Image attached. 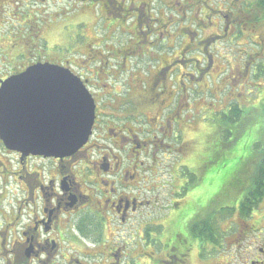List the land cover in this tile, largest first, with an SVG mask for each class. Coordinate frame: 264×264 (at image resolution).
Instances as JSON below:
<instances>
[{"label": "flooded vegetation", "instance_id": "1", "mask_svg": "<svg viewBox=\"0 0 264 264\" xmlns=\"http://www.w3.org/2000/svg\"><path fill=\"white\" fill-rule=\"evenodd\" d=\"M73 1L119 11V22L139 4L141 9L132 16L137 36L128 38L123 50L100 51V42L90 44L84 35H76L82 39L74 40V48L65 49L67 60L56 63L50 60L54 55L44 50L47 31L40 25L50 17L57 21L60 14L66 15L65 9L49 12L43 3L31 12L36 13V33L21 34L17 29L2 34L5 5L2 7L0 0V87L2 81L37 62L70 70L74 65L71 59L77 54L82 67H87L85 74L70 71L82 81L94 102L90 135L71 155L24 153L7 148L0 138V264H190L193 252L200 259L204 242L199 240L196 227L205 216L208 219L213 215L214 197L210 198L206 184L205 191L193 186L196 182L190 187L186 182L180 184L175 177L182 164L179 161L171 164L170 182L164 185L158 156L182 157L197 141L182 138L189 130L194 131L196 118L192 116L196 109L190 99L200 90L199 81H207L210 76L212 56L198 51L199 44L209 41L212 34L202 39L166 31L162 34L158 29L163 28V18L151 16L158 0ZM199 1V13L203 8L207 11L197 14L199 18L193 23L198 27L203 28L202 22L213 18H221L224 32L229 24L239 25L236 14L240 6L228 2L229 6L220 5L222 9ZM194 5L190 0L184 8L193 9ZM23 15L16 18L20 26L26 25ZM96 22L105 28L100 18ZM210 23L219 27L218 19ZM34 39L37 44L30 50L25 45ZM40 44L43 48L36 50ZM110 58L116 62L109 65ZM199 59L208 61L207 66H200ZM15 60L26 61L2 68L5 61ZM119 84L124 94L120 95ZM208 89L206 86L201 92ZM192 176L198 179L194 174L190 179ZM161 196L169 203L166 210L160 205L158 209L166 212L148 219ZM137 244L151 250L134 255ZM205 244L213 248L210 238ZM252 264L264 262L256 259Z\"/></svg>", "mask_w": 264, "mask_h": 264}, {"label": "rangeland", "instance_id": "2", "mask_svg": "<svg viewBox=\"0 0 264 264\" xmlns=\"http://www.w3.org/2000/svg\"><path fill=\"white\" fill-rule=\"evenodd\" d=\"M189 1L190 0H158L155 2L153 4L154 6L151 8V16L161 17L164 20L163 28L158 30L162 31V34L164 35H166V31L169 34L197 36L200 39L212 34V39L199 44L198 52L201 54L208 53L212 56V61L209 62L208 65L210 76L207 77V81L205 79L199 81L200 91L206 86H209V89L208 91H205V94H199L200 96H203V99L199 103L203 107L208 105V109H211V111H217L223 108L224 104L227 107V102L231 101L244 106V110H249L251 108L249 106L255 103V99L252 97L255 92L253 88L261 83V79L255 80L254 76L251 75V73L245 72V70L249 69L253 62H257L259 60L264 62V34L260 31V29L258 30L256 28L251 30V28L248 27L246 30L243 29L244 32L241 36H238L241 27L246 28L245 25L243 26L242 24L238 25L241 26L239 28L237 25L229 26V24L227 31L224 32V25L223 21L221 22V18H217L219 20L218 28H215L210 23L211 21L216 22L217 19L214 20L215 18L210 21L205 19L201 24L204 27L200 28L193 23L195 19L199 18V15H197L199 14V7L196 6L193 9L184 8V5L188 4ZM207 1L210 5L219 6V8L222 9L224 8L220 5L229 6L230 4H236L237 6H240L239 3L241 2L244 4L243 0H226V2H222L221 0ZM136 2L140 3V0H136ZM43 3L44 9L47 8L46 11L59 12V10L65 9L66 12V15L60 14L57 21H55L53 17H50L49 19L46 18L42 24L39 23L41 24L40 29L47 31L46 35L48 37L46 36V44L50 46V48H48L47 45H44V50L46 51L48 49L54 55V58L50 57V60L56 63L67 60L68 55L67 50L65 49L74 48V40L82 39L80 36L76 35H84L87 38L86 41L90 44L97 45L100 42V46L98 48L100 51H109L111 48H121L123 50L126 47V43L129 42L128 38L137 36L134 34L136 33L137 27L135 18L132 16L135 15L136 9H141L139 4L133 5L134 8L131 7L129 14L122 17L123 22H119L121 20L117 19L119 11L110 9V7L99 8L96 4H84L81 6L73 0H43L42 2L41 0H2V7L5 5L4 9L2 8V18L5 21L3 24L4 26H2V34L5 32H16L17 29L22 31L21 34L31 35V32L34 33L37 29H39V27L35 24V22H37L35 21L36 13L34 15V13L31 12L33 10L35 12V9L38 10ZM8 4L9 7L7 6ZM124 7H127V3ZM157 10H159V15L156 14ZM26 11L28 12V15H25ZM181 14H184V17L182 19H177V16ZM22 15L25 16V19H27L26 25L24 26H20L16 20V18H20ZM122 15H124L123 12ZM56 17H58V15H56ZM186 17H188L189 20H187ZM99 18L101 19V22L104 21L105 28L103 29L101 27L102 23L99 24L100 22H96ZM173 20L177 22L175 26L176 28L170 25ZM157 27L159 28V24ZM193 33L198 35H193ZM9 42L10 40L7 39L6 43ZM25 42L26 41H21V44ZM31 42L32 41H29V43L26 42L27 44L25 45L30 50H32L34 45L37 44V40L34 39V41L32 43ZM2 44H5V42ZM67 44H70L71 46H68ZM53 45H55L54 49L51 48ZM204 46L205 49H203ZM40 48H43L42 44L38 45L36 50H39ZM81 49H83V47ZM103 54L105 55V53ZM75 57V59L71 60L78 68L71 65L72 69L70 70L75 74H85V68L87 67H82L83 65L80 63V56L75 54ZM199 57L200 56H198V58ZM25 61L26 60H15L10 63L7 62V64H5V61L2 64V68L5 66L17 67L18 63L22 64ZM108 61L109 65L116 62L112 58L108 59ZM205 63L207 66L208 61L206 62L203 59L200 60V66L205 65ZM118 86L120 88V95L124 94V89L120 84ZM253 90L254 92L252 93ZM254 96L256 97L255 94ZM259 126L260 123L258 122V119L254 118L248 128L244 130L242 135L239 137L235 147L233 148L234 151L227 152L228 159L221 161L217 165L214 164V168H212L208 173L210 174V192H216L218 185L225 183L224 178L226 173H228L235 165L236 168L239 165H242L241 160L239 162L237 159L244 157L243 151L247 147L250 139L259 140L260 135L256 132L257 129H259ZM205 127V123H197L196 129L194 131L189 130V133L184 134L182 139H196L197 141H194L192 146L198 148L201 144L198 146L197 142L201 143L203 141L204 137L202 135L206 130ZM221 140L222 138L216 134L210 142L206 144V146H209V148L215 152L216 148L221 145ZM194 147L192 150L195 152V155L190 150L187 151L188 153H184L185 155L182 157L173 154L164 156L159 154L158 158L162 165L160 167V174L162 175L164 185H167L168 182H170L169 173L171 164L177 163L178 161L182 164L180 169L176 171L175 177L178 178L181 185L185 182L187 183L185 186L190 187L192 185V178H189L192 174L197 175L200 168L198 166L194 168L190 166H194L196 159L197 165L200 164L201 160H203L200 156V152L204 149L203 147L198 149H195ZM187 163H189L190 166ZM160 174H157L158 178H160ZM187 178L188 182L186 180ZM245 182V177L242 175L237 179H231L229 183L230 188L228 190L224 191L218 189V194H222L220 196H215L210 213L218 210V208L223 204H227L228 207H237L238 201L242 197V193H246L247 191V189L244 188ZM196 185H199V191L206 190L205 184H200V182H198ZM149 196L150 198L154 197L153 195ZM227 198L228 200L225 201ZM167 202L169 203V201H167L163 196L159 197L157 204L154 203L155 208H152L154 213L151 214L148 219H156L160 214L165 213L166 211L162 209L159 211L158 206L160 205L166 210ZM174 212H176V209H174ZM214 220L217 221L220 229L219 236L222 234L223 237L218 240V245L214 246V249L211 246L207 248L205 246L206 252L205 249L202 251V258L198 259L196 253L193 252L190 264H252V262L256 259L264 262V196L247 221L237 215L229 218L226 215L224 217L223 214H217ZM151 228L155 229L156 227ZM234 229L235 231H233ZM135 248L134 255H139L142 252L148 253L151 250L149 247H140L139 244H137ZM260 249L262 251H260ZM139 258L142 259L145 257L141 256ZM140 264L147 263L141 262Z\"/></svg>", "mask_w": 264, "mask_h": 264}, {"label": "water", "instance_id": "3", "mask_svg": "<svg viewBox=\"0 0 264 264\" xmlns=\"http://www.w3.org/2000/svg\"><path fill=\"white\" fill-rule=\"evenodd\" d=\"M94 102L68 68L37 62L0 87V138L12 150L43 156L73 154L86 143Z\"/></svg>", "mask_w": 264, "mask_h": 264}, {"label": "trees", "instance_id": "4", "mask_svg": "<svg viewBox=\"0 0 264 264\" xmlns=\"http://www.w3.org/2000/svg\"><path fill=\"white\" fill-rule=\"evenodd\" d=\"M194 1L195 7L202 5L199 0ZM197 1H199L198 5ZM205 3H207V0H205ZM243 3L244 4H242V2L239 3L240 8L237 10L236 15H239V24H242L243 26L245 25L246 28H242L237 25L238 28L241 27L238 36H241L244 32L243 29L246 30L248 27L251 28V30L256 28L258 30L260 29V31L264 34V0H243ZM206 11L207 9L203 8L202 12L199 14H203ZM183 17L184 14H181L177 16V19H182ZM186 18L189 20L188 17ZM172 26L175 27L176 24L174 23ZM245 72L251 73L255 80L261 79V83L253 88L255 92L254 90L252 91V93L254 92L252 97L255 99V103L249 106L251 107L249 110H244L245 107L238 105L237 102L233 103L228 101L227 107L224 104V107L220 110L211 111V109H208V105L203 107L199 103L203 99V96H200L199 94L201 93L203 95L205 94V91L208 90H204L203 92L199 90L197 93H194L193 97L190 99L194 109H196L192 116V118H196L194 123H192V127L195 130L197 123H205L206 125V130L202 135L204 137L203 141L201 143L197 142L198 146L201 144L198 148H204L200 152V156L203 160H201L200 164L197 165L196 159L193 167L198 166L200 169L197 172V180L196 177H191L192 184L200 182V184H206L210 187V174L208 173L212 168H214V164L217 165L221 161L228 159L227 152L234 151L233 148L235 147L239 137L242 135L243 131L248 128L254 118L258 119V122L260 123L259 129L256 131L260 135L259 140L250 139V141H248L247 147L243 151L244 157L237 159L239 162L241 160L242 165H239L237 168L235 165L228 173H226L224 178L225 183L218 185L219 190L226 191L230 188L229 183L232 178L237 179L244 175L246 181L244 188L247 189V191L246 193H242V197L238 201L237 207H228L227 204H223L218 208V210L214 211L211 217L209 216L208 219H205V217V220L200 221L196 228L199 240L204 242V244L200 246L202 248L206 245L205 243L209 238L212 243L215 244L214 246H217L218 240L223 237L222 234L219 236L220 229L217 221L214 220L217 214H223L224 217L226 215L229 218L237 215L247 221L264 196V62L261 60L253 62L250 65V68L246 69ZM187 103L190 104L191 102L187 99ZM190 111L191 109L189 112ZM216 134L217 136H220L222 140L221 145L216 148L215 153L214 150L212 151V149H210L209 146H206V144H208ZM193 147L194 146L191 147L190 151H192L195 155V152L192 150ZM194 148L198 149L197 147ZM193 186H196V184ZM218 189L216 192H210V198H215V196H220L222 194H218ZM227 200L228 198L225 201ZM210 227L212 228V233H209ZM233 231H235V229Z\"/></svg>", "mask_w": 264, "mask_h": 264}]
</instances>
